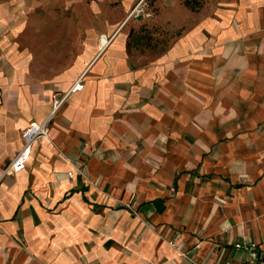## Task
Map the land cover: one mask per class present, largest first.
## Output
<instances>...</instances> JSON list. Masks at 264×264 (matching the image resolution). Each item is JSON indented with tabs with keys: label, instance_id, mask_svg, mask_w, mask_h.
I'll list each match as a JSON object with an SVG mask.
<instances>
[{
	"label": "crops",
	"instance_id": "crops-1",
	"mask_svg": "<svg viewBox=\"0 0 264 264\" xmlns=\"http://www.w3.org/2000/svg\"><path fill=\"white\" fill-rule=\"evenodd\" d=\"M0 264H264V0L1 1Z\"/></svg>",
	"mask_w": 264,
	"mask_h": 264
},
{
	"label": "built area",
	"instance_id": "built-area-1",
	"mask_svg": "<svg viewBox=\"0 0 264 264\" xmlns=\"http://www.w3.org/2000/svg\"><path fill=\"white\" fill-rule=\"evenodd\" d=\"M147 15L148 14L145 12L144 4L142 2H139L131 10L127 19L130 18L137 19ZM82 88H83V84L80 78L69 88V90L66 92L64 96H62V98H57L56 95H52L53 111L59 108V106L62 104L63 100L68 94H70L71 92L80 91ZM47 123L48 120H45L40 123L31 122L27 125V127L23 130L21 134L22 142H23L22 148L10 161L7 168L5 169L6 172L17 173L25 168V164L31 152L32 144L39 138H48ZM66 174L69 178H72L74 175L83 176V167L81 165L73 164V169L69 170ZM133 212L136 214L134 210ZM169 244L174 246V243L171 241L169 242ZM236 247L240 248V245L236 244ZM251 247H254V245L252 244ZM177 249L182 250L181 246H177ZM182 255L184 256L185 253L182 252Z\"/></svg>",
	"mask_w": 264,
	"mask_h": 264
},
{
	"label": "rangeland",
	"instance_id": "rangeland-1",
	"mask_svg": "<svg viewBox=\"0 0 264 264\" xmlns=\"http://www.w3.org/2000/svg\"><path fill=\"white\" fill-rule=\"evenodd\" d=\"M1 1H5V0H0V2ZM54 1H59V0H54ZM148 1L150 2L151 5H153L155 0H148ZM151 33L155 34L154 37L151 36V38L154 39V38H157V36H158L157 34H162V33H167V32L164 29H162L161 26H152L151 25ZM162 41H163V39H162ZM157 42H158V40L151 41V48H154V46H155L156 47L155 50H157V48H158ZM153 43H154V45H153ZM164 43L166 45V43H168V41H166ZM162 48H163V46H162V43L160 42L159 49H162Z\"/></svg>",
	"mask_w": 264,
	"mask_h": 264
}]
</instances>
